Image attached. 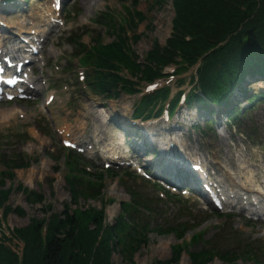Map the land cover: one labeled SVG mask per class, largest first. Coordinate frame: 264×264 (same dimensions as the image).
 Masks as SVG:
<instances>
[{"label": "rangeland", "instance_id": "rangeland-1", "mask_svg": "<svg viewBox=\"0 0 264 264\" xmlns=\"http://www.w3.org/2000/svg\"><path fill=\"white\" fill-rule=\"evenodd\" d=\"M132 1L64 0V9L59 16V23L53 19V17H57V14L51 7L52 0L1 1L0 27L6 29L5 32L0 31V34L8 39L25 30L31 32L32 36L35 35L34 32H40L38 36L42 35V39L45 40L43 53L37 55L36 72L33 75V79H36L34 83L37 94L31 96L28 102L19 100L0 102V147L7 153L23 151L31 156L29 167L16 169L15 183H21L24 187L34 189L38 193L42 192L46 197L45 204L35 203L32 205L27 201L24 192L13 189L7 203L13 207H21L26 212L24 216L11 212L4 218L6 204L0 205V239L11 246L18 255L24 254L26 245L23 240L13 238L14 229L27 226L33 217L41 219L46 214L49 217L52 211L45 212L44 205L53 204L55 212H62L66 203L70 212L76 207L84 209L89 206L96 208L104 206L106 209L105 223L111 224L120 213V203L131 200L128 186L136 184L139 186L138 188L143 187L148 192L163 195L160 188L144 183L141 178L134 181L106 173L104 171L107 168L106 163L110 164V168L119 167L116 162L107 159L108 152L117 151L120 155L128 153L132 160L137 161L141 167H145L151 175L152 172L157 171L158 174L169 177L173 183L174 180L168 175L170 172L171 174L179 173L178 177L183 179L181 173L187 170L185 168L187 160L183 161L185 162L184 166H179L176 172L171 171L173 168L167 170L169 159L162 155L160 142H157L162 138L161 136L168 133L178 136L177 141L176 138H173L174 136L173 140H170L171 147L175 143L177 146H181L184 152H189L193 159L198 155L204 158L211 167H215L217 171L219 168L218 173L220 172L221 175L224 171L231 178L227 188L242 189L241 183L246 178L240 177V175H247L249 169L253 170L251 173L252 184L255 187L264 185V176H262L264 174V104L256 105L250 110L248 116L240 118V131L237 126H231L222 109L212 114L215 124L213 129L209 130L204 122V118L209 113L199 111L195 107L187 108L183 102L180 103L177 113L171 118L161 116L150 122H135L131 121V117L140 95L122 93L119 98H108L95 90L90 91L87 87L85 70L81 68L78 58L71 57L79 47L71 43L70 38L82 34V41L89 43L91 36L102 30V26L96 19L103 10L112 9L122 16L126 14L123 4H131ZM151 2L153 0H139L137 5L148 15L147 20L139 23L135 32V34L143 33V35L138 42L133 44V49L141 61L144 60L155 40L161 45L166 43V40L171 36L172 20L175 17L173 0H166L160 8L156 7L153 10L149 9ZM122 20L124 21L123 16ZM149 22H152L153 27H149ZM49 25L55 26L53 31L48 34ZM129 33L133 35V31ZM105 40L111 41L112 36H106ZM3 47L1 46L0 54ZM86 69L89 71L88 67ZM171 70L172 67L168 69V71ZM84 75L85 78H82ZM127 76L130 77V73ZM177 78L171 82L174 93L179 90L174 84ZM164 83L167 81L162 80V85ZM246 85L254 92L264 89L263 80L256 83L253 81ZM189 88L188 84H184L180 89L188 91ZM51 94L55 95V99L48 103L47 98ZM81 122L83 125H80ZM118 123H121L122 126ZM37 124L44 127L46 134L37 129ZM119 126L122 128L119 129ZM149 128H158V130L154 133L151 130L143 132ZM70 129L72 130L70 131ZM66 130L69 132L66 133ZM251 131L253 137H247L245 134H250ZM18 134H25V139H20ZM67 137L77 142L78 147H82L83 151L80 152H83L92 172L95 170L104 171V186L101 194L96 198L91 197L87 200L81 198L77 202L72 199L67 184V177L70 174L66 164L68 152L61 146L63 139ZM165 139L163 138L162 143ZM132 142L137 146L138 153L129 149ZM127 161L129 160L125 159V162ZM217 161L218 165H216ZM2 168L3 166L0 165V169ZM130 169L138 173L135 166H131ZM230 169L234 174H229ZM189 170L192 173L194 171ZM160 171L162 172L160 173ZM193 174L198 175L197 171H194ZM219 178L225 179V183L228 182L226 176H219ZM150 179L156 181L153 175ZM92 180L96 181V177H92ZM159 183L163 184L167 190H173L176 193V198L186 204L185 209L189 212L185 213L179 207L178 200L165 197L167 205L159 208L157 213L151 216V225L147 234L149 242L140 246L131 260L126 259L122 253H115L113 255L115 264H153L156 260L168 259L174 244L181 243L182 240L190 242L195 234L203 235V238L201 242L192 244L189 250H199L208 245L205 240L209 241L219 231V228L226 224L228 219L222 214L230 212L233 213V219L230 220L228 226L232 224L235 229L244 234L245 238H257L264 244V217L259 219L251 214L240 212L234 206L224 207L221 210L216 209L211 204L209 196L202 194V188H199L201 192L197 193H193L191 190L183 192L182 188L177 190L172 186L171 189L166 182ZM177 184L179 183L175 181V185ZM10 185L11 181L7 180L5 187ZM179 185L185 186L184 183ZM251 192L256 193L255 191ZM245 205L248 204L245 203ZM193 222L197 224L190 227ZM179 223H182L186 229V234L182 239L175 233L160 234L153 229L157 226L179 229ZM200 231L204 232L201 234ZM45 234L46 229H44ZM8 237L11 238V241L5 240ZM188 253V251L182 252L178 264H192ZM208 264L228 263L215 258ZM235 264H254V262L239 260Z\"/></svg>", "mask_w": 264, "mask_h": 264}, {"label": "trees", "instance_id": "trees-1", "mask_svg": "<svg viewBox=\"0 0 264 264\" xmlns=\"http://www.w3.org/2000/svg\"><path fill=\"white\" fill-rule=\"evenodd\" d=\"M165 1L153 0L149 9L160 8ZM138 3L139 0H133L130 5L123 4L124 21L112 9L101 12L96 20L102 30L92 35L89 43L82 41V34L70 38L79 47L71 57L78 58L80 65L89 68L88 81L93 89L108 98H119L122 93L139 94L143 82L166 76L164 70L170 64L177 66L176 75L196 68V73L189 78L191 89L186 98L187 107L208 112L204 122L207 129L212 130L215 124L212 114L217 112V104L226 113L231 126H237L240 131V118L248 116L256 105L264 104V89L254 92L246 85L264 81V0H173L175 17L171 36L164 45L155 40L143 61L133 49V44L143 35L135 34L138 25L148 18L146 12L137 7ZM148 25L153 27L152 22ZM106 36H112V40L106 41ZM123 68H127L132 77L123 76ZM187 81L188 77H181L177 86ZM182 92L179 90L172 96V88L166 86L144 94L135 104L134 117L159 116L170 99L173 115ZM11 154L0 149V165L3 166L0 169V205L6 204L4 218L11 212L20 216L26 214L21 207L7 203L13 189L24 192L32 205L46 202L44 193L15 183L16 169L29 167L31 159L24 157L21 151ZM66 156L70 173L67 184L73 201L98 197L104 186V173L90 174L81 168L79 157L73 151ZM107 173L114 177L121 175L113 171ZM92 177H96V181ZM7 180L11 185L6 188ZM130 194L131 200L120 203V213L111 224L105 223L104 206L76 207L70 212L66 203L62 212H55L53 204L44 205L45 212L52 211L49 217L47 214L41 219L33 217L27 226L14 229L13 238L23 240L26 245L23 257L0 239V264H115V253H122L131 260L135 251L149 242L150 213L155 212L153 205L156 203L141 191L131 188ZM228 223L227 220L209 241L205 240L207 246L190 251V246L203 238L195 234L190 242L182 240L174 244L168 259L156 260L153 264H178L183 251L189 252L192 264H208L215 258L228 264L239 260L264 264L263 242L245 238ZM195 224L191 223L190 227ZM178 226L179 229L161 226L153 229L160 234L175 233L182 239L186 229L182 223ZM5 240L11 241V238Z\"/></svg>", "mask_w": 264, "mask_h": 264}, {"label": "bare ground", "instance_id": "bare-ground-1", "mask_svg": "<svg viewBox=\"0 0 264 264\" xmlns=\"http://www.w3.org/2000/svg\"><path fill=\"white\" fill-rule=\"evenodd\" d=\"M90 3H91V1H90ZM1 5V4H0ZM87 5H89V2H87ZM40 23H42V22H40ZM53 27L54 26H51L50 28H49V31H48V34L49 33H51L52 31H53ZM5 29L6 28H2V27H0V31H4L5 32ZM28 33V34H31V32H29V31H25L24 30V33ZM12 35V34H11ZM14 36V35H13ZM13 36H11V37H9L8 39L7 38H5L6 36H3V34H0V49H1V46L3 47V46H5V47H3V49H2V52H1V54H0V57H2V58H4V57H9L10 55L14 58V60L15 61H22V60H25V58L26 57H28V56H24L22 59H20V55H21V51H22V49L21 48H19V46L17 47V45L16 44H14V45H11V46H8V45H6L5 43L7 42V41H9L10 40V42L12 41V40H16L15 39V37H13ZM35 36H37V35H35ZM42 36V35H41ZM4 44V45H3ZM23 52H26V49H23ZM37 57H36V55H33V59L27 64V66L29 65L30 66V64H36L37 63ZM34 81L33 80H31L30 81V83H33ZM257 82H259V81H257ZM256 83V82H255ZM30 94L31 95H36L37 94V89L35 88V89H32L31 91H30ZM5 115H6V113H4ZM78 120V119H77ZM79 121V120H78ZM80 122V121H79ZM84 122V121H83ZM85 123V122H84ZM78 125H79V123H78ZM80 125H83V123L81 122L80 123ZM163 126V125H162ZM164 126H167V125H164ZM83 127V126H82ZM163 129V128H162ZM72 129H70V131H71ZM158 130V128L157 129H152L151 131L154 133V132H156ZM168 130H170V128H168ZM68 131V130H67ZM148 131H150V130H148ZM69 132V131H68ZM174 136V137H173ZM162 138L161 139H159L157 142H160V144H159V146L161 147V150H162V155L163 156H165L166 157V159H169L168 161H167V166H166V168H167V170H169V169H172L173 168V170H171L172 172H176L177 171V169H178V167L179 166H184V163L185 162H183V161H185V159L187 160V165L185 166V168L187 169V170H189V169H191V167H190V162L191 161H193V156L188 152H182V155L180 156H178V155H174L173 153H172V149H173V146L171 147V143H170V140H173V138H176V141H177V138H178V136H177V134H174V135H172V133H168L167 135H163V136H161ZM169 137H171V138H169ZM173 137V138H172ZM163 138H166L165 139V141H164V143H162L163 142ZM178 147H180L181 148V146H178ZM136 151H138V150H136ZM118 156V159L120 160V161H123V160H125V159H130V155L128 154V153H124V155H119L118 154V152L117 151H112V152H110V154H109V156L108 157H111V159H112V162H114L113 160L116 158ZM197 157L198 156H196V159H197ZM199 159V158H198ZM174 166V167H173ZM183 170H185V169H183ZM264 170V169H263ZM190 172H191V170H189ZM252 171L253 170H251V169H249L248 171H247V175H240V177H245L246 179L244 180V182L243 183H241V185H242V189H246V190H248L249 192H251V191H255L256 192V194H258V199H259V202L256 204V205H253L252 204V213H250V214H252L253 216L254 215H257V216H264V185L262 186V187H255L252 183H253V179H252V177H251V173H252ZM162 171H160V173H161ZM192 173V172H191ZM193 173H194V171H193ZM192 173V174H193ZM197 173H198V175L202 178V175H201V173L199 172V171H197ZM179 174V173H178ZM178 174H171V172L168 174V175H170V177H172V179L174 180V184H175V181L176 182H178L179 184L180 183H184V185L186 186L187 184H186V182L185 181H183L180 177H178ZM229 174H231V172L229 171ZM163 175V174H162ZM194 175V178L198 181V182H200V177L198 176V175H196V174H193ZM166 179H169L170 180V178L169 177H167L166 175H163ZM262 176H264V174L262 175ZM228 178H229V176H227ZM168 181V180H167ZM168 182H172L171 180L170 181H168ZM223 182V181H222ZM173 183V182H172ZM179 184H177V186H180ZM252 186H253V188H252ZM226 187H227V185H226ZM231 191L233 194H234V197L235 198H238L239 200H240V198H239V194H240V192L238 191V190H235L233 187H229V188H227V192H229V191ZM198 192H201V191H199L198 190ZM251 193H253V192H251ZM203 195H206V192L203 190V193H202ZM224 205H233V202H224L223 203ZM240 208L243 210V209H245V208H247L245 205H241L240 206ZM249 213V212H248Z\"/></svg>", "mask_w": 264, "mask_h": 264}]
</instances>
